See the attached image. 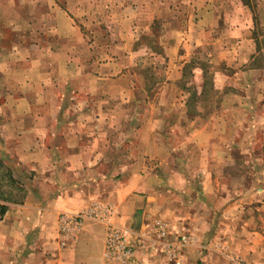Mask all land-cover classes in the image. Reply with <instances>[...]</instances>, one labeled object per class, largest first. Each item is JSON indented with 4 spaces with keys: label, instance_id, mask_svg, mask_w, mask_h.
<instances>
[{
    "label": "crops",
    "instance_id": "0c3cea01",
    "mask_svg": "<svg viewBox=\"0 0 264 264\" xmlns=\"http://www.w3.org/2000/svg\"><path fill=\"white\" fill-rule=\"evenodd\" d=\"M136 2L95 0L97 13H80L81 18L85 16L83 25L76 22L78 15L62 0H0V159L4 162L6 153L14 149L35 171L29 180L32 189L24 200L6 203L7 210L0 219V264H106L104 221L85 216L76 235L66 242L56 234L57 217L83 212L89 200L112 206L116 224L127 230L133 241L141 238L148 223L156 221L171 231H193L172 211L155 209L156 198L150 189L144 190V170L132 165L127 168L128 159H122L126 169L120 168L121 159L114 152L120 148L113 138L117 131L103 125L113 126L120 115V101L130 102V98L123 93L121 76L112 72L103 76L114 63H105L99 54L106 49L113 59L118 53L114 40L119 37L117 31L110 35L103 32V14L98 8L109 5V23L117 27L119 8L125 7L121 16L128 25L131 23V30L136 22L162 18L168 33L162 36L159 51L177 65V70L181 67L176 79L180 83L197 48L199 53L208 54L206 44H218L216 58L229 67L248 64L254 58L257 40L252 31V8L246 0H144L137 6ZM183 16L187 26L181 25ZM209 18L215 27L220 21L226 22L225 34L205 38L201 27ZM261 19L264 21V9ZM86 23L90 29L85 32ZM131 32L127 30V37ZM109 36L116 37L109 41ZM188 56L191 58L186 61ZM248 71L261 69L248 67ZM161 76L152 84L155 89L149 86L151 91L161 90L170 82L165 74ZM202 84H196L199 91ZM182 94L183 89L177 116L181 126L199 117L194 110L184 108ZM260 117L264 130V114ZM10 143L12 148H8ZM144 159L148 169L150 159ZM49 169L53 172H47ZM148 178L150 183L152 177ZM104 182L111 183L110 189L102 188ZM178 243V258L154 256L147 263H200L193 241Z\"/></svg>",
    "mask_w": 264,
    "mask_h": 264
},
{
    "label": "rangeland",
    "instance_id": "374dc122",
    "mask_svg": "<svg viewBox=\"0 0 264 264\" xmlns=\"http://www.w3.org/2000/svg\"><path fill=\"white\" fill-rule=\"evenodd\" d=\"M62 1L78 15V24L84 25L85 16L97 13L95 0ZM137 1L136 6L144 3V0ZM246 1L252 8V31L258 41L254 58L248 64L237 63L229 67L216 58L219 45L206 44L208 54L199 53L197 48L187 65L194 61L199 68L188 69L187 79L181 83L176 81L181 67L177 70V65L159 51L160 45L163 46L160 44L162 36L165 38L168 33L162 18L148 23L136 22V27L131 30V23L128 25L125 16H121L125 7L119 8L117 27L109 23V5L98 8L103 14V32L110 35L117 31L119 37L114 40L118 53L113 59L106 49L105 53L99 54L105 63H114L113 69L107 66L103 76L111 72L121 76L123 93L130 98V102L120 101V115L113 126L103 123V127H115L114 131H117L113 138L118 140L120 147L114 150L121 159L119 164L125 161L122 159H128L130 165L127 164V168L132 165L133 169L144 170L142 176L147 175L144 190L150 189L156 198L155 209L172 211L193 230L172 233L189 243L194 242L193 247L200 255L199 264H264V130L260 127V115L264 114V21L261 19L264 0ZM187 8L185 6L186 13H190ZM84 12L86 14L81 18L80 13ZM186 23L183 16L181 25L187 26ZM211 24L209 18L201 27L205 38L225 34L226 22L220 21L216 27ZM89 26L86 23L83 31H89ZM127 30L132 31V35L127 37ZM113 38L107 37L109 41ZM190 58L188 56L186 61ZM248 67L261 71L250 72ZM164 74L170 82L161 90L151 91L155 87L152 78ZM203 80L206 81L204 93L193 96L190 86L194 84L199 91L198 86ZM151 85L153 87L149 88ZM182 89L184 108L194 110L199 117L181 126L177 116ZM153 91L154 98L150 99ZM12 147L8 144V148ZM10 151L3 157L4 162L20 181V195H26L32 189L29 180L35 171L14 149ZM141 155L143 157L139 158ZM144 158L150 159L148 169ZM120 168L126 169L125 165ZM148 177H152L150 183ZM101 186L110 189L112 185L104 182ZM59 218L60 215L56 234L63 237ZM190 262L197 264L198 261Z\"/></svg>",
    "mask_w": 264,
    "mask_h": 264
},
{
    "label": "built area",
    "instance_id": "2783aa9c",
    "mask_svg": "<svg viewBox=\"0 0 264 264\" xmlns=\"http://www.w3.org/2000/svg\"><path fill=\"white\" fill-rule=\"evenodd\" d=\"M89 203L83 212L60 214L59 228L64 232L61 237L64 242L76 235L83 218L87 216L107 224L104 248L106 264H148L147 261L154 256L159 259L162 255H168L171 260L179 257L181 246L178 242L185 238L173 235L166 225L157 221L148 223L144 234L139 235L141 238L133 241L129 232L116 224V212L112 206L98 201Z\"/></svg>",
    "mask_w": 264,
    "mask_h": 264
},
{
    "label": "trees",
    "instance_id": "16d2710c",
    "mask_svg": "<svg viewBox=\"0 0 264 264\" xmlns=\"http://www.w3.org/2000/svg\"><path fill=\"white\" fill-rule=\"evenodd\" d=\"M255 20H256V17H255ZM257 48H258V41H257ZM197 68L199 67H196L194 65V61L189 63L187 67H185L182 80L186 81L187 75H188L186 71L188 69H192V71H194ZM160 77L157 76V77L152 78V81H151L152 84L156 83ZM205 85H206V81L203 80L202 89L201 91H198L197 88H195V85L192 84L190 86V89H191L193 96L195 95L197 97L201 96L205 91ZM6 187H10V189L9 188L7 189ZM11 187H13V189H11ZM21 191L22 189H21L20 181L14 176L13 170L10 167L6 166L3 160L0 159V219L3 217V215L5 214L7 210L6 203L8 202L9 203H19L24 200L25 193L23 195H20Z\"/></svg>",
    "mask_w": 264,
    "mask_h": 264
}]
</instances>
